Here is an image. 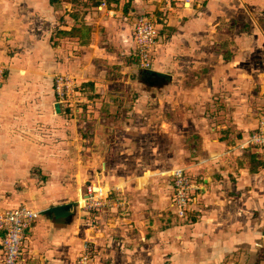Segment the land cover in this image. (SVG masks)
Listing matches in <instances>:
<instances>
[{
  "label": "crops",
  "instance_id": "1",
  "mask_svg": "<svg viewBox=\"0 0 264 264\" xmlns=\"http://www.w3.org/2000/svg\"><path fill=\"white\" fill-rule=\"evenodd\" d=\"M141 13L158 30L151 69ZM0 61V211H40L21 264H76L85 241L90 264H264V147H242L264 115V0H0ZM149 119L172 129L152 139ZM175 166L195 182L187 217ZM89 182L112 203L85 210Z\"/></svg>",
  "mask_w": 264,
  "mask_h": 264
},
{
  "label": "built area",
  "instance_id": "2",
  "mask_svg": "<svg viewBox=\"0 0 264 264\" xmlns=\"http://www.w3.org/2000/svg\"><path fill=\"white\" fill-rule=\"evenodd\" d=\"M178 0H161L167 6H172ZM109 0H99V7L106 8ZM137 56L141 67L153 68V49L157 41L158 30L154 19L147 13H141L134 25ZM7 65L0 61V82L7 72ZM54 90L61 102H70L78 92V83L74 77L57 74L54 77ZM264 147V115L259 118L257 129L248 135L242 147ZM173 179L172 206L179 217H187L194 202L193 190L195 182L191 175L182 166H175L169 171ZM80 203L89 212H97L112 203L113 191L101 184L89 182L86 185ZM40 216V211L24 205H17L0 211V230L2 256L0 264H21L22 245L27 230H29ZM93 243L85 241L83 250L76 264H90L94 257Z\"/></svg>",
  "mask_w": 264,
  "mask_h": 264
},
{
  "label": "rangeland",
  "instance_id": "3",
  "mask_svg": "<svg viewBox=\"0 0 264 264\" xmlns=\"http://www.w3.org/2000/svg\"><path fill=\"white\" fill-rule=\"evenodd\" d=\"M149 92H151V91H149ZM136 95H137V97L138 96H140L138 93H136ZM150 96V94L147 92V96ZM81 97H84V96H81ZM80 97V98H81ZM153 97V96H152ZM87 103V102H86ZM145 124H147L148 125V128H147V134H148V137H151L152 139L155 137V135H156V133L154 132V129L155 130H157L158 132H162L163 134L165 133V131H167L168 129H169V127L172 129V127L171 126H169L168 124H164V123H160L159 121L158 122H155V120H153V119H149L148 121H146V123ZM164 124V125H163ZM162 133H157V135L158 136H160L161 138H164L165 136L162 134ZM167 135H169L168 133H167ZM150 139V138H149ZM171 167H172V165H171ZM173 180V179H172ZM244 248L243 249H240L239 250V254L240 255H242V256H244V258H245V256L247 255V254H250V252L248 251V250H246L245 252H244ZM258 256H263V254L262 253H259L258 252ZM238 259H241V258H238Z\"/></svg>",
  "mask_w": 264,
  "mask_h": 264
},
{
  "label": "water",
  "instance_id": "4",
  "mask_svg": "<svg viewBox=\"0 0 264 264\" xmlns=\"http://www.w3.org/2000/svg\"><path fill=\"white\" fill-rule=\"evenodd\" d=\"M150 80L152 81V82H155L156 80H158V79H163V77H160L159 75H157L156 73H152V74H150Z\"/></svg>",
  "mask_w": 264,
  "mask_h": 264
}]
</instances>
